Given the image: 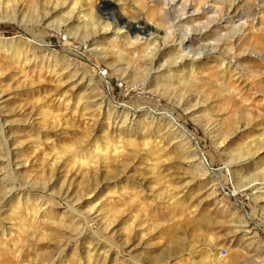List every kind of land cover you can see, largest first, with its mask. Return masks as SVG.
<instances>
[{
    "label": "rangeland",
    "instance_id": "rangeland-1",
    "mask_svg": "<svg viewBox=\"0 0 264 264\" xmlns=\"http://www.w3.org/2000/svg\"><path fill=\"white\" fill-rule=\"evenodd\" d=\"M259 181L264 0H0V264H264Z\"/></svg>",
    "mask_w": 264,
    "mask_h": 264
},
{
    "label": "bare ground",
    "instance_id": "bare-ground-1",
    "mask_svg": "<svg viewBox=\"0 0 264 264\" xmlns=\"http://www.w3.org/2000/svg\"><path fill=\"white\" fill-rule=\"evenodd\" d=\"M172 1H170L168 4L171 5ZM186 4H184L185 6ZM170 7V6H169ZM168 7V9H169ZM184 10V9H183ZM203 12H199L198 9L194 10V12L190 13L189 15H185V12H182L180 14H178L177 16H175V20L179 23L182 20L188 19V26H181L178 24V26L176 25L177 29H175V31L177 32V35L179 36V44H181L180 49L181 51L184 48H187L188 45L193 43V36L194 35H198V36H202L204 35L203 33L206 32V30L209 27V24H220L221 22H223L226 19H232L235 18L234 15L229 16V14H225L223 16H214L211 18V20L209 22H207L206 24H196L195 26H192L190 23L193 22L200 14H202ZM185 15V16H184ZM238 17V16H237ZM71 19V18H70ZM78 19V18H77ZM72 20V19H71ZM71 20H67V24L71 25L70 23L75 21V19L73 21ZM79 22V21H78ZM176 22V23H177ZM126 23V28L127 29H134L137 30L139 32H141L143 35H146L145 38V42L152 40L153 43L156 44V41H158V37L157 34H155V32H150L148 27L146 26V23H144V21L142 20L141 17L136 16L133 18V21H127ZM189 34V35H188ZM206 34V33H205ZM195 40V39H194ZM34 44H32V46H38V44L36 42H33ZM161 47V46H160ZM163 50V47L161 49H159V46L155 45V47L153 48V52H149V56L146 57V60L148 63L152 62L153 58H156L157 60L160 58V52ZM210 51H208L205 48H197V49H191L188 51V53H182L178 59V63L180 65H184L188 66V67H192L193 64L196 62V60H199L200 58H205L208 57ZM214 52V51H213ZM190 53H192L190 55ZM149 69V68H148ZM111 101L108 99L107 96L105 95H101L98 98V105L100 108L104 107V106H110ZM111 107V106H110ZM113 108H115V111H118L120 114L123 115L124 119L128 118V116H130V108L127 107L124 104H114ZM168 123L171 124V126H175L176 123L172 120V118L167 119ZM174 129V128H173ZM263 146V145H262ZM252 149V148H251ZM190 154V153H189ZM193 156H195L194 152L192 154ZM191 158V156H190ZM197 160H199L201 167L206 166L205 160L203 158V156L199 157V159L197 158ZM241 162V163H240ZM238 162V164H244L245 160ZM199 165V166H200ZM216 178V177H215ZM246 189L248 190H252V191H258L261 190L264 187V182L263 181H259V182H249L245 185Z\"/></svg>",
    "mask_w": 264,
    "mask_h": 264
}]
</instances>
